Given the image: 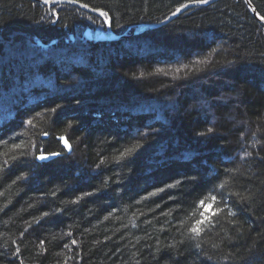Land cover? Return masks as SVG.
<instances>
[{
  "label": "trees",
  "instance_id": "obj_1",
  "mask_svg": "<svg viewBox=\"0 0 264 264\" xmlns=\"http://www.w3.org/2000/svg\"><path fill=\"white\" fill-rule=\"evenodd\" d=\"M75 2L116 35L194 3ZM101 32L0 0V264H264V27L216 0Z\"/></svg>",
  "mask_w": 264,
  "mask_h": 264
},
{
  "label": "water",
  "instance_id": "obj_2",
  "mask_svg": "<svg viewBox=\"0 0 264 264\" xmlns=\"http://www.w3.org/2000/svg\"><path fill=\"white\" fill-rule=\"evenodd\" d=\"M42 5H45L47 7H50L51 5H72L74 7H77L85 12H87L88 14H90L91 16L97 17L98 19H100L102 21V23L105 26V32H101L99 34L96 35V37L94 38V40L96 42H112V41H119L120 39H126L129 38L131 36H134L136 34H139L143 29H147V30H152L155 29L157 27H160L162 25H165L166 23H168L169 21H171L172 19H174L176 16H178L181 13H184L185 11H187L188 9L192 8V7H196V6H205L208 4H211L213 1L216 0H208L207 3L204 4H200V3H189L186 4L187 7H181V10L179 12H174L172 13L169 17H167L165 20H163L160 23H154V24H143L140 27L136 28L135 31L130 34V35H125V34H121V35H116L115 33L112 32L111 27H110V19L107 17V23H105V17L100 16L99 13L103 12L99 9H92L88 6L85 7H81V3L78 2H69V0H49L48 3H44V0H30ZM244 3L248 9V11L250 12V14L264 27V20H262L256 13L255 9L252 7V5L250 4V2L248 0H244ZM86 36L88 38L91 37V33L89 30H86L85 32ZM62 146L64 147V149L69 152L70 151V145L67 143V147L65 146V142L63 140H61ZM49 156V155H46ZM55 156H52L49 159L43 160V161H49L51 159H53ZM39 160V159H38ZM41 161V160H39Z\"/></svg>",
  "mask_w": 264,
  "mask_h": 264
},
{
  "label": "snow or ice",
  "instance_id": "obj_3",
  "mask_svg": "<svg viewBox=\"0 0 264 264\" xmlns=\"http://www.w3.org/2000/svg\"><path fill=\"white\" fill-rule=\"evenodd\" d=\"M48 2H49V0H44V3H48ZM69 2H70V3H71V2H75V0H69ZM193 2H194V3L204 4V3H207L208 0H193ZM80 6H81V7H85L86 5L81 4ZM181 7H187V5H181ZM181 7H178V8L176 9V12H179V11L181 10ZM174 14H175V13H174ZM99 15L105 17V23H107V13H105V12H100ZM261 19L264 20V17H261ZM53 111H56V109H53ZM28 123L31 124V121H29ZM208 131L211 132L212 129L210 128ZM202 135H203V134H202ZM60 139L63 140V141L65 142V146L67 147V141L65 140V138H64V137H61ZM56 155H58V153H52V154H50L49 156H46V155H43V154H42V155L38 156L37 159L43 161V160L49 159V158H51L52 156H56ZM212 199H213V201H215L216 198H215V197H212ZM200 205H201L202 207H204V206H205V202H204V201H200ZM212 207H213V205H207V206L205 207V212H209V211L212 209ZM201 215H203V213H202ZM211 215H216V212H211ZM197 223L202 225V224L205 223V219H201V220H199ZM190 231H191L192 233H194V234L199 235L201 229H200V228H197V227L194 226L193 228L190 229ZM73 243H75V242L73 241Z\"/></svg>",
  "mask_w": 264,
  "mask_h": 264
},
{
  "label": "rangeland",
  "instance_id": "obj_4",
  "mask_svg": "<svg viewBox=\"0 0 264 264\" xmlns=\"http://www.w3.org/2000/svg\"><path fill=\"white\" fill-rule=\"evenodd\" d=\"M15 57H12V59H14ZM30 65H32V64H30Z\"/></svg>",
  "mask_w": 264,
  "mask_h": 264
},
{
  "label": "bare ground",
  "instance_id": "obj_5",
  "mask_svg": "<svg viewBox=\"0 0 264 264\" xmlns=\"http://www.w3.org/2000/svg\"><path fill=\"white\" fill-rule=\"evenodd\" d=\"M244 1V0H243ZM169 17V16H168Z\"/></svg>",
  "mask_w": 264,
  "mask_h": 264
}]
</instances>
